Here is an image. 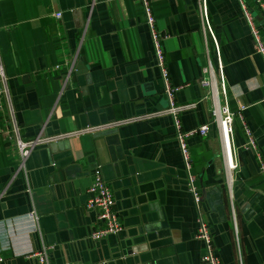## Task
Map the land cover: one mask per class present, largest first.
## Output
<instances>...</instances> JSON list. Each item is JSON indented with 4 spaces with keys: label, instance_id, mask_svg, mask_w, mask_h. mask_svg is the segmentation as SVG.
I'll use <instances>...</instances> for the list:
<instances>
[{
    "label": "crops",
    "instance_id": "0c3cea01",
    "mask_svg": "<svg viewBox=\"0 0 264 264\" xmlns=\"http://www.w3.org/2000/svg\"><path fill=\"white\" fill-rule=\"evenodd\" d=\"M149 4L180 87L175 105L185 106L181 131L209 121L208 63L230 112L242 108L232 121L236 169H224L214 126L186 139L196 211L135 0H0V66L18 134L44 140L19 168L0 97V264H37L42 247L48 264H205L197 216L220 264H264V62L238 3L205 0L218 62L199 0ZM252 15L264 43V18ZM95 168L121 228L98 241L85 206Z\"/></svg>",
    "mask_w": 264,
    "mask_h": 264
},
{
    "label": "built area",
    "instance_id": "2783aa9c",
    "mask_svg": "<svg viewBox=\"0 0 264 264\" xmlns=\"http://www.w3.org/2000/svg\"><path fill=\"white\" fill-rule=\"evenodd\" d=\"M135 1L141 12L144 25L149 35V39L152 47L154 65L155 68L157 69L159 79L161 82L162 94L167 103L166 109L164 110V114H166L171 120L173 134L177 145V150L182 162L187 192L189 193L192 199L195 210L198 211V205L200 199L194 187L195 179L189 173L191 165H190V160L186 146V139L192 136L205 137L208 128L211 125L214 126L218 135L224 169L228 172L235 170L237 164L234 159L232 121L235 117H238L241 120L240 110H242V108L239 109V111H237L236 113L230 112L224 98L225 93H224L223 82L221 80L219 81V86L217 91L215 85L212 82V79L210 78V75L212 73H211V67L208 63L207 67L203 69L202 73L207 74L209 77L205 78V80H202L201 85L209 88L210 90L211 111H210L209 121L206 124L201 125L200 127L190 132L187 133L182 132L178 115L182 110L185 109V106H177L175 105L174 102V94L180 89V87L172 86L169 82L163 50L161 48L162 47L161 43L164 40L165 36L159 34L155 30L154 18L150 8L149 0H135ZM236 1L238 3V8L241 13V18L249 30L251 36L252 49L254 53L257 54L264 62V43L261 40L258 26L255 23L252 15V10H254L255 13H258L262 18H264V3L261 0H252V4L248 6L242 0H236ZM198 13L202 20L203 29L205 30L207 36L211 38L214 56L218 62L217 46L208 25L205 0H199ZM55 17L58 18V15H55ZM55 69H57V67H55ZM218 94L221 96V101L219 100ZM0 97L2 98L4 105L6 107V112H7L6 123H7L8 131L14 143L15 152L18 157L19 168H22L23 163L26 157L28 156V153L32 150L34 146L41 144L42 142H44V140L37 138L35 140L25 142L20 139V136L18 134L17 124L13 117L11 102L6 86V79L3 74L1 66H0ZM243 131L245 132L246 135H248V132L245 127H243ZM248 146L250 149L255 150V146L251 140L248 141ZM255 156L259 162L260 160L259 154L255 153ZM259 172L264 177V167L262 165L259 166ZM86 192H87V200L85 206L88 210H92L96 212V223H97V228L91 232L90 239L93 241H98L106 236L117 234L121 228L117 219L116 212L113 209V198L108 186L105 184L100 174L99 168H95L92 171L90 184ZM197 223H198V227L195 234V238L202 243L204 248V254L200 259L201 262L205 264H220L218 258L214 255L212 251V247L210 243V235L208 233V230L206 226L203 224V222L200 220V218H198V216H197ZM31 258H34L37 264H48L47 253L44 247H42L38 252L32 254ZM1 262L2 259L0 257V263ZM66 264H76V263H66Z\"/></svg>",
    "mask_w": 264,
    "mask_h": 264
}]
</instances>
